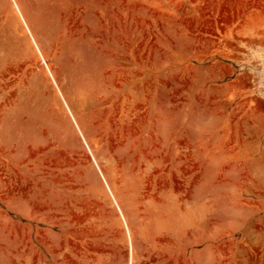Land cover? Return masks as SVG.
<instances>
[{"label": "rangeland", "instance_id": "obj_1", "mask_svg": "<svg viewBox=\"0 0 264 264\" xmlns=\"http://www.w3.org/2000/svg\"><path fill=\"white\" fill-rule=\"evenodd\" d=\"M0 0V264H264V0Z\"/></svg>", "mask_w": 264, "mask_h": 264}, {"label": "bare ground", "instance_id": "obj_2", "mask_svg": "<svg viewBox=\"0 0 264 264\" xmlns=\"http://www.w3.org/2000/svg\"><path fill=\"white\" fill-rule=\"evenodd\" d=\"M13 6H14V8H15L16 12L18 13V15H19V17H20V20L22 21V23H23L24 27H25V28H26V30L28 31V29H27V26H26V24H25V21H24V19H23L22 15H21V13H20V11H19V9H18L17 5L15 4L14 0H13Z\"/></svg>", "mask_w": 264, "mask_h": 264}]
</instances>
